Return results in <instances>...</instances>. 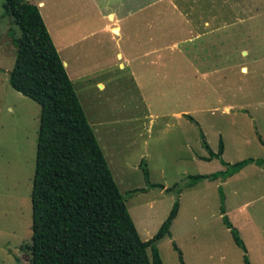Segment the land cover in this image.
<instances>
[{
    "label": "rangeland",
    "instance_id": "1",
    "mask_svg": "<svg viewBox=\"0 0 264 264\" xmlns=\"http://www.w3.org/2000/svg\"><path fill=\"white\" fill-rule=\"evenodd\" d=\"M39 1L141 240L156 234L178 200L170 236L157 242L162 264H179L173 244L185 264H244L221 221V188L250 263L264 264V166L185 187L190 175L223 170L216 159H199L208 156L200 132L215 153L222 139L227 163L264 157V0H29ZM11 33L20 35L6 16L0 20V264H30L40 107L9 85L16 57ZM142 159L150 182L164 190L128 195L145 187Z\"/></svg>",
    "mask_w": 264,
    "mask_h": 264
},
{
    "label": "trees",
    "instance_id": "2",
    "mask_svg": "<svg viewBox=\"0 0 264 264\" xmlns=\"http://www.w3.org/2000/svg\"><path fill=\"white\" fill-rule=\"evenodd\" d=\"M24 1L4 0L0 20L11 17L20 31L18 37L11 33L16 57L9 85L40 107L31 190L30 264H162L157 242L170 236L178 200L156 234L142 241L39 9ZM185 117L197 125L192 117ZM200 138L208 156L199 159H216L223 170L190 175L186 188L205 180L225 181L251 164L264 166V157L227 163L222 158L221 138L217 153L202 132ZM139 167L145 187L128 195L164 190L163 185L150 182L144 159ZM218 191L222 224L242 251L243 263L251 264L240 233L226 214L221 188ZM173 249L179 264H185L175 244Z\"/></svg>",
    "mask_w": 264,
    "mask_h": 264
},
{
    "label": "crops",
    "instance_id": "3",
    "mask_svg": "<svg viewBox=\"0 0 264 264\" xmlns=\"http://www.w3.org/2000/svg\"><path fill=\"white\" fill-rule=\"evenodd\" d=\"M34 4L35 5H37V7H38V9H39V12H40V5H42V7L44 6V2L43 1H39L38 3H35L34 2ZM40 14H41V12H40ZM42 16V15H41ZM42 19H43V17H42ZM114 19V18H113ZM44 21V20H43ZM45 23V22H44ZM119 26V25H118ZM48 30V29H47ZM114 31V33H117L118 32V29H114L113 30ZM55 44H56V46H60V45H58V43L55 41ZM118 58H120V56L118 57ZM64 66L66 67L67 66V64L66 63H64ZM100 90H102L103 89V86H102V84H100L99 85V87H98Z\"/></svg>",
    "mask_w": 264,
    "mask_h": 264
},
{
    "label": "water",
    "instance_id": "4",
    "mask_svg": "<svg viewBox=\"0 0 264 264\" xmlns=\"http://www.w3.org/2000/svg\"><path fill=\"white\" fill-rule=\"evenodd\" d=\"M24 3H28V0H25Z\"/></svg>",
    "mask_w": 264,
    "mask_h": 264
}]
</instances>
